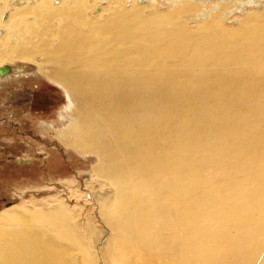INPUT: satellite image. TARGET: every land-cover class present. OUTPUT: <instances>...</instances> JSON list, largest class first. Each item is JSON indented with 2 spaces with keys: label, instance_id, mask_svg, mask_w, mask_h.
<instances>
[{
  "label": "bare ground",
  "instance_id": "6f19581e",
  "mask_svg": "<svg viewBox=\"0 0 264 264\" xmlns=\"http://www.w3.org/2000/svg\"><path fill=\"white\" fill-rule=\"evenodd\" d=\"M127 1L0 0V68L33 63L76 100L59 139L98 157L111 234L96 256L63 202L11 206L0 264H264V12L224 25L259 1Z\"/></svg>",
  "mask_w": 264,
  "mask_h": 264
},
{
  "label": "rangeland",
  "instance_id": "374dc122",
  "mask_svg": "<svg viewBox=\"0 0 264 264\" xmlns=\"http://www.w3.org/2000/svg\"><path fill=\"white\" fill-rule=\"evenodd\" d=\"M171 1L147 0L142 9L148 15L154 11L165 13L171 9ZM227 1H204V9L212 12L216 5ZM258 1V7L233 13L224 25L234 29L246 14L264 12V0ZM130 3L128 0L126 7ZM195 24L192 22L189 27L195 28ZM32 64L9 63L12 73L0 78V212L11 206L49 208L63 202L83 226L94 228L96 239H89V243L92 240V251L98 256L111 237L97 208V201L108 193L109 187H103L92 171L98 163L95 154H80L59 139L60 131L77 120L76 100L43 78ZM128 256L132 258L128 264L142 262L135 254ZM104 262L103 258L99 264Z\"/></svg>",
  "mask_w": 264,
  "mask_h": 264
},
{
  "label": "water",
  "instance_id": "95a60500",
  "mask_svg": "<svg viewBox=\"0 0 264 264\" xmlns=\"http://www.w3.org/2000/svg\"><path fill=\"white\" fill-rule=\"evenodd\" d=\"M9 73V68L8 67H1L0 68V76H4Z\"/></svg>",
  "mask_w": 264,
  "mask_h": 264
}]
</instances>
